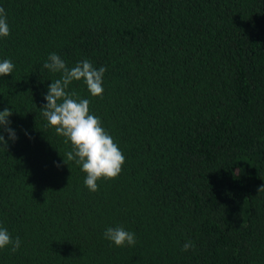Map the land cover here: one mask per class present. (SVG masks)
Wrapping results in <instances>:
<instances>
[{
    "label": "trees",
    "instance_id": "16d2710c",
    "mask_svg": "<svg viewBox=\"0 0 264 264\" xmlns=\"http://www.w3.org/2000/svg\"><path fill=\"white\" fill-rule=\"evenodd\" d=\"M0 111L17 139L0 148V227L20 248L0 264H264V0H0ZM71 68H106L102 96L68 91L125 157L98 191L63 162L71 143L42 106ZM5 139L8 134L3 133ZM135 233L117 247L107 227ZM193 241L195 248L181 251Z\"/></svg>",
    "mask_w": 264,
    "mask_h": 264
},
{
    "label": "clouds",
    "instance_id": "9594fccd",
    "mask_svg": "<svg viewBox=\"0 0 264 264\" xmlns=\"http://www.w3.org/2000/svg\"><path fill=\"white\" fill-rule=\"evenodd\" d=\"M10 35V27L7 22V13L0 7V38ZM43 67L53 73H59L60 77L48 85V91L44 95L47 101L42 106L43 116L48 125L55 128L57 135L65 138L64 143H71L72 149L66 152L63 162L74 161L81 166L86 173L85 186L91 192L98 191L97 181L101 178L115 179L122 170L125 157L113 138L101 126L99 117L90 114L88 99H79L75 92H69V85L73 81H83L92 96H102L103 77L106 68H95L88 59L78 61L69 68L66 62L56 53H50ZM14 64L11 60L0 61V76L12 74ZM12 110L5 108L0 111V148L7 150L8 141H15V130L10 127L8 119ZM3 133L8 134L5 139ZM258 192L264 191L261 185ZM103 236L117 247L134 246L136 244L135 233L127 231L123 226L107 227ZM21 245L19 237L13 238L6 228L0 227V249L10 247L15 253ZM193 241L186 240L181 245V251L194 249Z\"/></svg>",
    "mask_w": 264,
    "mask_h": 264
}]
</instances>
